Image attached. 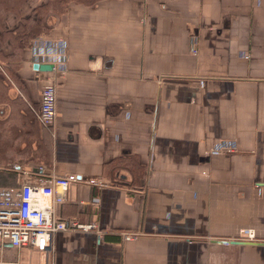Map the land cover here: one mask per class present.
Wrapping results in <instances>:
<instances>
[{
	"label": "crops",
	"instance_id": "crops-1",
	"mask_svg": "<svg viewBox=\"0 0 264 264\" xmlns=\"http://www.w3.org/2000/svg\"><path fill=\"white\" fill-rule=\"evenodd\" d=\"M6 1L0 169L15 183L5 185L33 181L38 165L76 174L57 216L107 232L59 231L46 253L6 244L0 257L264 264V0H68L10 76L2 66L17 46L10 30L44 0ZM52 79L56 115L42 126L40 89ZM40 139L44 159L34 152Z\"/></svg>",
	"mask_w": 264,
	"mask_h": 264
},
{
	"label": "built area",
	"instance_id": "built-area-1",
	"mask_svg": "<svg viewBox=\"0 0 264 264\" xmlns=\"http://www.w3.org/2000/svg\"><path fill=\"white\" fill-rule=\"evenodd\" d=\"M55 102L56 86L52 79L40 89L36 117L42 126L53 124L56 115ZM220 149L225 150L226 146H221ZM35 173L33 181H23L17 186L0 185V254L6 244L16 249L30 247L46 253L51 249L53 235L59 231H92L99 237L107 232L100 227L98 221L81 222L74 218L62 219L57 216L56 206L64 202L69 184L80 181L76 174L55 175L47 172L43 165H38ZM85 181L91 185H103V181L96 178ZM137 234L120 232L124 240H132ZM244 234L249 239L255 237L253 231ZM0 264L21 263L18 258L7 260L0 257Z\"/></svg>",
	"mask_w": 264,
	"mask_h": 264
},
{
	"label": "trees",
	"instance_id": "trees-1",
	"mask_svg": "<svg viewBox=\"0 0 264 264\" xmlns=\"http://www.w3.org/2000/svg\"><path fill=\"white\" fill-rule=\"evenodd\" d=\"M67 1L68 0H44L43 3L33 8L32 13L27 18L20 20L19 23L12 30H10L13 34L12 38H15L16 40L17 46L16 49L14 48L11 51V53H4L5 56L2 59V66L4 67L5 71L9 74V76L11 74V69L17 67L19 57L18 54L21 49L24 46L28 45V42L31 37L41 34L48 27L46 23V16L48 14H60L64 10ZM6 2L7 3H4V6H11L14 3L11 0H8ZM18 5H20V2ZM22 5L23 3H21V6ZM1 7L2 3L0 2V10L2 11ZM1 11L0 18L2 16ZM0 28L1 30H3V26H1ZM5 76L0 74V93H3L7 89H9L10 86V80L8 79V77ZM33 123L34 121H32V124ZM34 152L42 159L46 158L48 148L45 140H39V145L37 148H35ZM14 176L15 173L13 174L11 172L5 171L4 169H0V185L6 186L5 184H11L13 182L15 183ZM8 177H12L13 179L8 180Z\"/></svg>",
	"mask_w": 264,
	"mask_h": 264
}]
</instances>
